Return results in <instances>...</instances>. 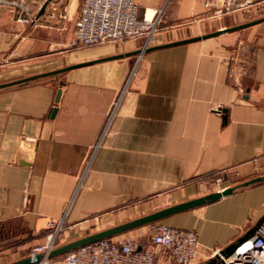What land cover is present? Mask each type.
I'll return each mask as SVG.
<instances>
[{"label": "crops", "instance_id": "1", "mask_svg": "<svg viewBox=\"0 0 264 264\" xmlns=\"http://www.w3.org/2000/svg\"><path fill=\"white\" fill-rule=\"evenodd\" d=\"M53 1L69 20H49L48 5L40 15L39 0L0 4V84L71 68L0 89V249L13 250L0 264L28 257L61 220L72 241L235 188L160 221L197 233L191 264H218L214 254L253 237L264 218V181L242 186L264 177V22L159 47L237 26L264 0L221 13L206 0H137L140 19L162 14L147 47L157 49L142 53L143 39L68 49L82 0ZM124 235L151 244L149 226Z\"/></svg>", "mask_w": 264, "mask_h": 264}, {"label": "built area", "instance_id": "2", "mask_svg": "<svg viewBox=\"0 0 264 264\" xmlns=\"http://www.w3.org/2000/svg\"><path fill=\"white\" fill-rule=\"evenodd\" d=\"M30 0H0V4L20 6ZM35 1V0H34ZM48 2V19L55 22L70 19L67 9L60 3ZM206 6L216 7V13L235 9V0H206ZM38 21V17L33 18ZM19 22L26 19L19 17ZM162 14L155 19L138 17L137 0H82L80 10L73 23L72 38L68 49H82L109 43L126 44L134 39L145 40L144 49L161 30ZM223 177L217 174L206 187L213 190L222 183ZM220 192L222 190H219ZM64 220L58 222L48 236L47 244L39 252L55 247L63 230ZM122 236V235H121ZM105 239L81 247L62 256L63 264H161L159 248L175 264H191L197 259L200 242L196 232L187 231L156 222L149 225L150 245L140 246L138 239L131 235ZM220 252H216V256ZM37 253H34V255ZM45 261L43 264H46ZM224 264H264V218L255 235L243 242Z\"/></svg>", "mask_w": 264, "mask_h": 264}, {"label": "water", "instance_id": "3", "mask_svg": "<svg viewBox=\"0 0 264 264\" xmlns=\"http://www.w3.org/2000/svg\"><path fill=\"white\" fill-rule=\"evenodd\" d=\"M47 5H48V2H46L44 4L40 15H42L44 13ZM263 22H264V18L258 19V20L252 21V22H248L245 24L225 28L223 30H220V31H217V32H214L211 34H207V35H204L201 37H197V38H193V39H189V40H184V41L177 42V43H172V44H169L166 46H160L159 48H164V47H168V46L184 44V43L195 41V40H201V39H205V38H209V37H214V36H218V35L223 34V33H230V32L238 31V30L248 28V27H251L254 25H258V24L263 23ZM155 49H157V48H151V50H155ZM151 50H149V48H145L144 50H142L138 53H142L143 51L144 52L151 51ZM70 69H71L70 67H67V68L52 71V72H49L46 74H41V75L30 77V78H25V79H20V80L8 82V83L0 84V89L7 88L10 86H14V85L26 84L32 80H36V79H39L41 77L58 76L62 73L67 72ZM61 85H63L62 82H61ZM61 93H62V89H59L57 96H56V100H55L56 103L59 102ZM217 111L219 112L220 110H217ZM55 113H56V108H54L52 111V117L55 115ZM262 181H264V177H259V178H256L254 180H251L249 182L244 183L242 186H248L250 184H254V183L262 182ZM234 190H235V188H228L222 192H212V193L207 194L205 196H202L200 198H196V199H193V200H190L187 202L176 204L174 206H170V207L152 212L150 214L144 215L142 217L130 220V221L125 222L123 224H119V225L107 228L105 230L83 236L81 238H78V239L69 241L67 243L58 245L49 251H42V252H39L35 255H30L26 258H23L21 260H18L16 262H12L9 264H42L45 261L62 257L65 254L70 253L72 251H75V250H77L81 247H84L86 245L96 243L98 241L105 240V239H112V238L124 235L126 233H129V232L136 230L138 228L149 226L153 223L163 221V220H165V219H167L173 215H176V214H179V213H182L185 211H189V210H192L195 208H199V207L214 203V202L220 200L222 197L232 194ZM257 228L253 231L254 234H255ZM250 238H252V235H248V236L242 238L236 244H233L230 247H228L227 249L220 251L219 254H217L216 256H214L212 258L211 262H216L218 264H224V259L231 256L233 254V252L243 242H245L246 240H248Z\"/></svg>", "mask_w": 264, "mask_h": 264}, {"label": "rangeland", "instance_id": "4", "mask_svg": "<svg viewBox=\"0 0 264 264\" xmlns=\"http://www.w3.org/2000/svg\"><path fill=\"white\" fill-rule=\"evenodd\" d=\"M72 1H73L74 5H76L77 2H79V4H80V0H72ZM10 6H12V5H10ZM242 12H243L242 13L243 16L241 18V23H239L237 25L245 24V23L252 22V21H255V20H258V19H262V18H264V3H262L260 5L252 6V7H245ZM60 50L61 49H59V51ZM62 51H63V49H62ZM48 236L46 237L45 240L41 241V243H38L36 246H33V247L29 248L28 250L23 251L22 252L23 255L26 254V255L30 256V255H34V253H38V251H40V249L44 248L45 245L47 244ZM69 241H71V240L70 239L69 240L68 239L65 240V237H63V232H61L60 233V237L56 241L55 247L58 246V245L67 243ZM10 245H11V242L3 245V247L6 248V247H8ZM1 246H0V248H1ZM12 253H13V250H11V249H9L7 251H4V252H1V249H0V257L3 256L4 254H12ZM62 262H63V258L59 257V258H56V259L48 260L46 262V264H63Z\"/></svg>", "mask_w": 264, "mask_h": 264}]
</instances>
